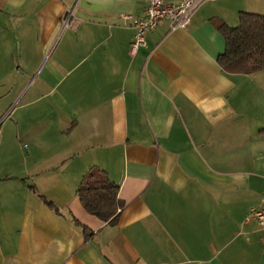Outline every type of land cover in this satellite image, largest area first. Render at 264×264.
Returning <instances> with one entry per match:
<instances>
[{"label":"crops","instance_id":"1","mask_svg":"<svg viewBox=\"0 0 264 264\" xmlns=\"http://www.w3.org/2000/svg\"><path fill=\"white\" fill-rule=\"evenodd\" d=\"M145 5L0 0V264H264L245 220L264 193V70L224 72L214 21L264 0H202L130 55ZM94 165L120 185L114 223L77 195Z\"/></svg>","mask_w":264,"mask_h":264},{"label":"trees","instance_id":"2","mask_svg":"<svg viewBox=\"0 0 264 264\" xmlns=\"http://www.w3.org/2000/svg\"><path fill=\"white\" fill-rule=\"evenodd\" d=\"M214 21L225 39V50L217 57L224 72L252 74L264 70V14L241 11L239 24L234 27L221 18ZM119 189L120 185L105 170L94 165L83 175L77 195L88 213L114 223L124 208ZM42 198L58 211L53 202Z\"/></svg>","mask_w":264,"mask_h":264},{"label":"built area","instance_id":"3","mask_svg":"<svg viewBox=\"0 0 264 264\" xmlns=\"http://www.w3.org/2000/svg\"><path fill=\"white\" fill-rule=\"evenodd\" d=\"M201 1L180 0L168 3L165 0H145L143 14L133 21L132 27L135 29V34L126 52L130 55L135 54L139 47L146 44L147 33L155 29L163 19H169L172 30L185 28ZM250 219L255 220L262 228L264 239V193L259 205L250 208L245 220Z\"/></svg>","mask_w":264,"mask_h":264},{"label":"rangeland","instance_id":"4","mask_svg":"<svg viewBox=\"0 0 264 264\" xmlns=\"http://www.w3.org/2000/svg\"><path fill=\"white\" fill-rule=\"evenodd\" d=\"M32 81H33V80H31V82H30V83H32Z\"/></svg>","mask_w":264,"mask_h":264}]
</instances>
